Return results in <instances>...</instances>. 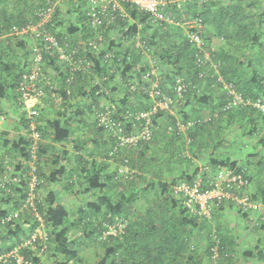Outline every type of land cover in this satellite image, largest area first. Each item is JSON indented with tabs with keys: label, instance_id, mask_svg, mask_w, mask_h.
<instances>
[{
	"label": "trees",
	"instance_id": "trees-1",
	"mask_svg": "<svg viewBox=\"0 0 264 264\" xmlns=\"http://www.w3.org/2000/svg\"><path fill=\"white\" fill-rule=\"evenodd\" d=\"M164 1L170 2L168 8L170 12L173 13L172 15L175 18L176 24L153 25L150 23L147 15L138 12L134 7L127 6L131 17L130 22H119L112 29L118 31L122 35L120 36L121 39H109L110 42L106 43V41L102 38L101 42H97L101 48V53L96 60L95 67L87 72L91 74L95 73L96 75L102 77V83H108L111 82L112 79L120 77L125 81L127 92L126 100L128 101V97H140L147 105H142V107L138 109L134 106L128 109L130 105H127V107L124 106L126 107L125 111L121 112L119 107L113 106L116 102L110 103V105L103 104L96 107V109L94 108L95 110L93 107L98 105L95 104L97 99H95L93 104L89 107L88 105H85L84 102L79 104L76 103V106L79 109L85 107L89 113L93 115L94 123L98 130L111 138L113 145L112 150L108 154V158L110 159L116 157L119 160L122 159V154L124 155L127 152H135L141 149H143L142 152H144V150L147 152L152 143H154L156 131L159 127V121L162 117L169 113L159 112L152 118L153 130L152 137L149 141L141 140L135 146L126 145L118 147L120 145L121 136H137L139 134V130H141L142 126L145 124V120L139 119V117L152 110L154 102L151 98H149V91L154 82L159 84V90H161V92L170 96H174L172 88L176 79L182 78L186 80V82L192 84L189 91L185 93L183 105L180 109L175 110V112L179 113L180 123L173 124V134L176 138L183 141V143H185L186 139V141L188 140L189 143L192 144L193 138L196 136L195 131L201 130L204 127L208 128L209 126L213 128L215 126V120L217 118V120H219L222 116L230 115L229 118H231L229 119L228 125L232 124L234 120L232 115L234 113L237 114V117H246L247 120L243 121L244 123L240 122L237 123V125L244 131H248L247 135L250 137L259 133V129L261 130V128L264 127V124L261 125L262 122L260 120L262 119L264 122V116L259 114L255 109L239 107L230 112H221L223 101L219 106V109H216L217 112L214 114H217L216 117L211 115L204 118L198 116L200 113L198 112L199 110L197 107L208 105L210 99L203 96L202 92H200L199 81L202 80L198 79V68L194 62L195 49L189 43L185 29L181 25H178L182 21L201 17L204 22V32L202 37L208 43V49L211 52L212 59H214V54H212V45L210 44H212V39L214 38L221 40V38L229 37L226 42L228 46L233 45L237 41H242L243 43L247 41L248 46H254L257 49L255 56L258 59L257 61L261 64V67L259 64L255 65L250 62L248 66L242 70V74L239 73V70L233 68L234 65L230 66V64L240 60L236 59V57L225 61L223 59L217 60L216 63H218L220 74L223 78L228 82L234 83L237 90L244 94L245 97L256 100L262 99L264 101V0H230L231 3L229 4H225L224 0H187L182 3L180 8L174 5L177 0ZM66 4L68 7L67 14L69 16V21L67 23H69V26H67L68 34L62 33V37H67V42L73 43L74 40L72 39V36L78 33L81 28L84 30H91L92 32L93 30L87 26L88 24L85 21L82 7H77V5L71 1L66 2L63 5ZM44 5V0H0V25L3 26L6 31H9L13 27H23L30 23H34L36 21L37 10ZM255 9L257 10L256 12H254ZM60 10L61 7L58 9L57 16H59ZM75 15L80 17V19L83 18L84 23L76 25L72 22L71 18ZM58 25L59 27H65L64 25L66 24L64 22H59ZM231 26L234 30H236L233 33L230 32V30H227L231 28ZM126 27L127 31L125 30ZM212 27L215 30L211 32L210 29ZM101 33L102 37H104L107 32ZM137 34L140 35V40L142 44H144V52L136 48L135 41ZM247 37L248 39L244 40ZM249 37L251 38L249 39ZM86 39L87 40H85V42H89L90 38L88 37ZM97 39L98 38L96 37L90 41H97ZM123 44L125 46L128 45V47H126L127 50L123 51V49H121L119 53L115 52V50H120L118 47ZM32 47L33 45L31 42L21 41L14 38L6 40L0 45V100L4 99L7 93L17 90L22 74L29 69L28 66L25 70L21 62L25 56L27 60L29 59L30 61L31 55L34 54ZM11 52L16 53L17 56H14L13 61H5V57L9 56ZM106 54H112L113 56V58L111 57L109 60L111 67H108L102 62V57ZM19 55H21V57H19ZM44 58L46 61L45 63H62L58 61V59L52 58L47 53H44ZM142 59L145 64L144 67H142L143 63H140ZM148 60H152L155 65L152 66V63L148 62ZM224 63H229V66L227 65V67ZM140 64L141 68H138V65ZM153 68L157 69V75L152 74ZM245 71L247 73H244ZM43 73L45 74L44 69ZM68 74L69 69L67 67L64 74H62L64 77V97L67 98L72 97L74 86L81 81L86 73L78 74L75 77L73 85L71 86L72 93L69 96L65 92V79ZM208 80H210V82L212 81V84L219 87L217 81L212 79ZM194 87L198 88L194 89ZM96 88L97 89L92 91L93 95H95L94 92L100 89V86H96ZM48 90L49 89L47 88L46 92ZM92 94L88 91L87 97L90 98ZM126 100L123 101L124 104L126 103ZM195 100H197V107L194 106L195 103H193ZM188 105H190V107L192 106L191 109H187V107H189ZM105 111H110V118L115 124V129L112 127L108 128L105 125L99 126L96 120L97 114ZM247 113H250V115H247ZM207 117H211V120L203 124L201 121ZM247 121L249 122L245 123ZM24 124L27 131L28 123L26 120ZM50 125L54 131L53 141L55 143H64L68 141L70 135L69 132L62 128L63 125L61 120H54L50 122ZM118 126L122 129V132L120 133H118ZM181 127H184V131L189 132L192 137L184 136L180 130ZM37 130L40 135V141L37 153L38 161L36 162V165L38 167L39 177L42 181L40 159L43 152V138L38 124ZM27 136L28 139L26 145L23 147L17 143L13 144V149L18 152L22 158V162L20 161V163L16 164L14 168L16 172H21L23 174L27 173L29 170L27 164L31 160L30 150L33 144L29 134ZM262 142L264 144V138H262L260 143ZM8 144L10 143L7 141L4 146H7ZM0 162H2L1 159ZM122 162L124 168L131 166V160L128 157L123 158ZM4 165L9 166L3 161L2 167H4ZM218 168H228L230 170H236L239 173L243 172L244 177L249 180V185L243 190L234 191L233 195L237 197L248 196L253 201L259 202L257 201V198L250 193L252 177L246 167H243L238 161L230 158H214L206 165V167L202 169L201 175H199L198 171H196L192 175L184 174V176L174 178L169 182L161 183L159 185L162 192L168 195L170 202L181 210L182 215L185 217L184 221L186 225H196L199 222H210L214 218L216 209H221L226 203L236 205V202L233 199H225L214 210L210 220H200L189 216L183 200L173 195V188L182 182L194 184L195 182L201 181L203 182L204 187H208L209 181H212L211 177ZM84 169H87V167ZM130 169L132 168L130 167ZM64 172L65 169L62 168L60 171L53 173L49 180L51 182L57 181V179L63 175ZM133 177H135V175L128 176L127 180L129 184H132ZM102 180L103 178H101V173L94 170L92 172V176L87 182L88 188L86 189V192L96 193L97 191L102 190L105 185L101 183ZM118 180L119 179H117V181ZM116 183L118 184L116 186L117 188H119L120 185H124L121 180ZM14 193H17L16 195H18L19 190H15ZM24 198V195L21 197L7 195L0 189V256L9 253L15 247L22 244L39 226L37 220L27 211L21 212L17 219L3 224V220L6 217L20 210ZM105 202L106 215L102 214V206L96 207L95 205L93 211H90L91 214H80L78 220L75 219V222H72L70 220V211L61 203H58L56 197L53 195L49 196V198H47L46 205L43 204L44 202L40 197V201L37 202V204L39 212L45 221L44 230L49 236L47 249L43 254H41V247H37L36 245V249L34 250L30 247L23 248L21 250V254L24 255L25 259L32 264H42L45 254L49 256L53 255L54 258H57V255L59 254L64 257V262H56L57 264H83V261L79 257L77 251H74L71 248L72 242L70 243V238L68 237L70 229L74 227L75 229H82L85 239L92 240L97 237V239L102 242L99 244L105 248V251L104 257L99 264H127L126 260L128 261L132 258V256L128 257L123 255L126 253L128 247H130V250H132L133 253L137 250L140 251L142 248L139 245V241L142 239L148 240L149 236H151V232L150 230L145 231L144 234L141 235L131 231V226L135 221L134 216L137 212L133 210L131 216V210L130 212H127V205L131 204L132 199L123 192L115 201H113V199L110 200L105 198ZM121 220L128 222L127 227L123 231H119L116 236H108L104 239V234L108 231L109 227L116 225ZM180 224L183 225V223ZM11 237L14 238L13 242L9 241ZM215 237L217 236L215 235ZM213 244L211 245V248ZM244 257L258 258L262 264H264V249L248 252ZM224 259L225 261L228 260V255ZM7 264H16V262L12 261ZM217 264L222 263L217 262Z\"/></svg>",
	"mask_w": 264,
	"mask_h": 264
},
{
	"label": "crops",
	"instance_id": "crops-1",
	"mask_svg": "<svg viewBox=\"0 0 264 264\" xmlns=\"http://www.w3.org/2000/svg\"><path fill=\"white\" fill-rule=\"evenodd\" d=\"M224 1L225 4L231 3L230 0ZM256 11L255 9L254 12ZM67 12V4L62 5L58 21L64 22L66 25L69 24L67 23L69 21ZM71 21L76 25L84 23L83 18L80 19L77 15L72 17ZM66 25L64 26L67 27ZM65 27L60 26L61 31L68 34ZM210 30L212 32L215 29L212 27ZM227 30L232 33L236 31L232 26ZM97 36L91 30L81 28L78 33L72 36V39H76L82 45L87 40L86 38L89 37V40H92ZM120 36L122 35L118 31L112 30L107 32L103 39L107 43L110 42L109 39L120 40ZM228 38H221L223 41L217 38L219 44L216 38L212 39L210 45H212L213 63L215 65H218L217 60L223 59L225 61L236 57L240 60L230 64V66L234 65L233 68L239 70V73L243 74L242 70L250 62L255 65L259 64L261 67L255 56L257 49L254 46H248L247 41L244 43L237 41L228 46L226 43ZM247 39L248 37L244 40ZM126 47L128 45L123 44L118 47L120 50H115V52L119 53L121 49L125 51L127 50ZM28 61L29 59L27 60L25 56L21 62L25 70L29 66ZM140 63H143L142 67H144L143 59ZM141 64L138 65V68H141ZM224 64L229 66V63ZM66 69V65L59 62L46 63L44 72L52 80L53 89L48 90L46 95L33 105L34 109L39 111L37 124L43 138V152L40 159V172L42 174L40 197L44 205L47 204V198L53 195L58 203L66 202L69 211L73 207L74 211L72 212L75 213V219L78 220L80 214H91L90 211H93L95 205L96 207L102 206V214L106 215L105 198L115 201L122 192L129 196L132 202L127 205V212L131 210L130 216L133 210L137 212L134 216L135 221L131 226V231L143 235L145 231L150 230L151 236L148 240L142 239L139 241L142 248L140 251L137 250L133 253L128 246L125 254L121 251L124 256H132L130 260H126L127 264H217L210 258V248L215 235L219 238L222 248L229 257L224 264H262L258 258H246L244 256L248 252L264 249L260 246L261 241L264 239V187H261L260 179L254 181L253 177L254 175H262L264 155L257 156L253 153L247 155L248 162L253 166L252 171L254 174H250L252 177L250 193L263 204V207L246 215L240 211L237 205L226 203L221 209L215 210L214 218L210 222L186 225L181 210L170 202L168 195L164 194L159 186L161 183L169 182L174 178L184 176V174L192 175L198 171L201 175L202 169L212 159L220 158L222 154L226 153L224 147H228L229 143L230 145L232 143L225 142L227 137L235 142V146L242 142L239 137L250 138L247 135L248 131H244L237 125L240 122L244 123L243 121L247 120L246 117H237V114L234 113L232 115L234 120L232 124L228 125L230 115L222 116L215 121L213 128L209 126L195 131L196 136L190 144L186 139L183 143L173 134V124L180 123L179 113L166 114L160 119L154 143L147 152L145 150L142 152L143 149L127 152L121 155L122 159L111 161L105 149L106 146L112 147L111 138L99 131L95 126L94 118L88 116L90 115L89 111L85 107L79 109L76 103L84 102L89 107L97 99L95 104L98 105L93 107V109H96V107L103 104L110 105V103L116 102L113 106L119 107L121 112L125 111L127 105H130L128 109L132 106L138 109L147 104L140 97L134 96L128 97L127 101L125 81L120 77L112 79L111 82L102 83V77L95 73H86L81 81L74 86L72 97H64V77L62 74ZM212 83L210 80L199 81L200 92L210 99L208 105L202 107H197V100L193 102L199 110V117L213 116L217 112L216 109H219L222 104V91ZM96 86H100V89L94 92L95 95H93L92 91L97 89ZM88 91L92 94L90 98L87 97ZM124 100H126L125 104ZM0 104L7 114L6 121L0 123V159L14 168L16 164L22 162V158L13 149V144L17 143L23 147L28 139L24 124L26 112L19 105L17 90L7 93L5 98L0 100ZM188 106L187 109H191L192 106ZM247 115H250V113H247ZM54 120H61L62 128L69 132L70 138L67 142L55 143L53 141L54 131L50 122ZM180 130L184 136H190L189 132L184 131L185 128ZM262 131L264 132V127L261 130L259 129L260 136ZM218 135L223 137L219 138ZM262 138H259L258 144ZM7 141L10 144L5 145V147L4 144ZM250 142L254 143L255 140L252 139ZM260 144L264 148L263 142ZM240 145L244 147L246 144ZM125 157L131 160V166H128V168L123 167L122 160ZM165 160H167L166 165L164 164ZM161 165L165 166L161 167ZM85 167L87 169H84ZM254 167L258 168L259 171L254 170ZM62 168L65 169L64 174L71 170L75 179L73 184L65 187L64 191L68 196L66 200H63V196L61 199L54 193V184L49 180L53 173L60 171ZM94 170L101 173V178H103L101 183L105 185H102L103 189L96 193H87V182ZM47 171L50 172H48V178L46 176ZM131 175L140 176L141 178L137 183L133 184L132 182V184H129L127 178ZM117 179H119L118 181L121 180L124 185L117 188ZM180 223H183V225ZM252 241L255 242V247L250 245ZM42 264L48 263L43 259Z\"/></svg>",
	"mask_w": 264,
	"mask_h": 264
},
{
	"label": "built area",
	"instance_id": "built-area-1",
	"mask_svg": "<svg viewBox=\"0 0 264 264\" xmlns=\"http://www.w3.org/2000/svg\"><path fill=\"white\" fill-rule=\"evenodd\" d=\"M72 2L77 7H82L87 26L98 35L97 41L85 42L80 44L75 39L73 43L67 42V37H62L61 28L58 25L57 12L66 2ZM187 0H177L174 5L178 8ZM205 1V0H201ZM45 5L37 10L36 21L23 27H13L6 31L0 25V45L11 38L21 41L31 42L34 54L29 61V69L22 74L17 87L19 105L26 112L25 119L28 123L27 133L33 141L30 155L31 160L28 162L29 170L27 173L16 172L15 168L2 167L0 162V189L10 196H25L23 204L18 212H15L3 220L4 223L17 219L21 212H29L38 222V228L22 244L15 247L9 253L0 256V264H7L15 261L16 264H32L27 261L21 254L23 248L36 249L41 247L40 253L43 254L47 249L49 236L45 232V221L42 218L37 202L40 201L39 188L41 179L38 174V146L40 135L37 130V118L39 111L34 109L33 105L46 95V89H53V82L44 73L46 65L44 53L49 54L52 58L67 65L69 74L65 79L66 94L72 93L71 86L78 74L87 73L95 67L101 48L97 42H101L102 33L111 31L119 22L129 23L131 20L130 12L127 6L134 7L138 12L149 17L153 25H173L176 24L175 18L170 12L168 6L170 2L164 0H44ZM187 34L189 43L195 49L194 62L198 68V79L205 81L212 79L217 81L219 88L224 94L221 112H230L236 108H252L264 116V101L262 99H250L239 92L234 83L226 81L220 74L218 65L213 63L212 55L208 49V43L203 39L204 22L201 17L189 19L180 22ZM127 31V27L125 29ZM75 44V45H73ZM136 48L144 52V44L140 40V35L136 36ZM112 54H106L102 57V62L111 67L110 58ZM112 71V70H111ZM213 71V72H210ZM153 75H157V69L153 68ZM192 84L182 78L175 80L172 88L174 96L165 94L159 90V84L154 82L150 87L149 98L152 99V110L142 114L139 119L145 120L142 129L137 136H121L120 146H135L139 141H149L152 137V118L159 112L173 114L175 110L180 109L184 102L185 93H187ZM198 87H194L197 89ZM199 90V89H198ZM110 111L99 112L97 122L99 126L114 128L115 124L110 118ZM213 115V117H216ZM7 114L0 104V123L5 122ZM211 117L203 119L204 124L209 122ZM182 129L184 127H181ZM180 128V129H181ZM115 129V128H114ZM118 133L122 132L118 126ZM208 187H204L203 182L189 184L182 182L173 188V195L181 200L189 216L210 220L214 210L225 199H233L239 209L248 214L258 211L263 207L260 202L253 201L248 196L237 197L233 195L236 190H243L249 185V180L244 177V173L228 168H218L211 177ZM19 190V194L14 193ZM128 225L127 221L121 220L116 225L109 227L104 234V239L108 236H116L123 231ZM227 257L225 250L221 246L218 237L214 238V244L211 248V258L217 263H225Z\"/></svg>",
	"mask_w": 264,
	"mask_h": 264
},
{
	"label": "rangeland",
	"instance_id": "rangeland-1",
	"mask_svg": "<svg viewBox=\"0 0 264 264\" xmlns=\"http://www.w3.org/2000/svg\"><path fill=\"white\" fill-rule=\"evenodd\" d=\"M69 25V24H68ZM66 25V26H68ZM67 28V27H66ZM216 41L219 44V40L216 39ZM16 52V51H14ZM11 52L9 54V56L5 57V61L9 62V61H13L14 60V56H17L16 53ZM19 57H21V55H19ZM148 62L152 63V66H154L155 64L153 63L152 60H148ZM90 117H93V115L90 113V115H88ZM218 119V118H217ZM216 119V120H217ZM215 120V121H216ZM262 124H264V122L262 121V119H260ZM262 136H264V132L262 131V135L260 136L259 133L255 134L253 137L250 138H243V137H239V140L241 138L242 142L238 143L237 146H235V142L230 140L229 137H227L225 139V142H232L231 145L229 143L228 147H224V151L226 152L225 154H222V156H220V158H230L232 160L238 161L240 165H242L243 167H246V169L249 171V174H253V166H251V163L248 162L247 159V155L249 153H253V154H257V156H263L264 155V148L262 147L261 144H258V140L259 138ZM219 138L223 137L222 135H218ZM255 140L254 143H251L250 141ZM257 142V143H256ZM244 145V147H241V145ZM239 147V149H237V147ZM106 152L109 154L110 151L112 150V147L110 146H106ZM111 161H118V159L116 157H113L110 159ZM167 160H165L164 164L166 165ZM163 164V162H162ZM165 165H161V167H164ZM254 170L259 171L258 168L254 167ZM264 170V168H263ZM52 171V170H51ZM262 171V170H261ZM49 171H47V178H48V173ZM264 171H262V175H254V181H259L261 187H264ZM166 173V172H164ZM168 174L170 172H167ZM140 176H135L132 178L133 180V184L137 183L138 180H140ZM74 174L71 170H68L67 173L63 174L62 176H60L57 181L55 182H51L54 184L55 190L54 193H56V195L61 198L62 196L64 197L63 200H66L67 193L64 191L66 188V186L68 187L70 184L74 183ZM106 192V191H105ZM104 192V193H105ZM62 199V198H61ZM62 205L65 206L68 209V206L66 204V202H62ZM72 211H74L73 207L70 209V220L72 222H75V213H73ZM77 229V228H76ZM74 227L70 229L69 233H68V237L70 238V243L72 242V246L71 248L75 251H77L79 257L82 259L83 264H99L100 261L102 260V258L104 257V251L105 248L100 245V242L97 237L93 238L92 240H87L84 238L83 236V231L82 229H77L76 230ZM215 236L213 237V241H214ZM263 238H264V234H263ZM14 238L11 237L10 238V242H13ZM76 243V244H75ZM261 245L262 247H264V239L263 241H261ZM250 245H254L255 247V242L252 241L250 242ZM45 262H47L48 264H57L56 262H60L63 263L64 262V257H62L60 254L57 255V258H54L53 255L49 256L47 254H45L44 258Z\"/></svg>",
	"mask_w": 264,
	"mask_h": 264
}]
</instances>
